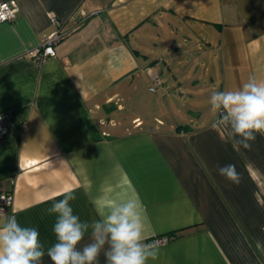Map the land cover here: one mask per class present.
Segmentation results:
<instances>
[{"label":"crops","instance_id":"1","mask_svg":"<svg viewBox=\"0 0 264 264\" xmlns=\"http://www.w3.org/2000/svg\"><path fill=\"white\" fill-rule=\"evenodd\" d=\"M15 1L14 19L0 22L5 216L38 228L47 248L55 218L45 209L61 193L73 192L74 212L89 222L134 195L145 243L178 233L154 244L147 264H264L256 247L264 245V136L234 148L212 128L209 100L191 105L203 109L196 124L153 114L154 94L170 86L196 88L197 97L264 81V0ZM51 17L66 31L83 20L37 63L25 51L55 30ZM149 67L161 79L155 91ZM226 164L236 165L239 184L219 175ZM42 264L52 261L45 255Z\"/></svg>","mask_w":264,"mask_h":264},{"label":"clouds","instance_id":"2","mask_svg":"<svg viewBox=\"0 0 264 264\" xmlns=\"http://www.w3.org/2000/svg\"><path fill=\"white\" fill-rule=\"evenodd\" d=\"M210 105L217 116L213 129H222L234 148L250 149L256 135L264 136V81L250 77L236 90L213 91ZM220 176L239 184L241 176L235 164L217 166ZM53 198L45 209L54 216L52 232L55 243L45 248L38 228L22 225L15 214L6 215L0 209V264H42L47 255L52 264H99L103 253L106 264H147L155 260L157 251L144 242L147 218L138 196L112 202L99 211V219L82 221L74 212L73 192ZM90 233L89 242L83 243ZM258 249L264 248L257 241Z\"/></svg>","mask_w":264,"mask_h":264},{"label":"built area","instance_id":"3","mask_svg":"<svg viewBox=\"0 0 264 264\" xmlns=\"http://www.w3.org/2000/svg\"><path fill=\"white\" fill-rule=\"evenodd\" d=\"M17 11L18 5L16 4L15 0L0 2V22L12 21L14 16H16ZM82 20L83 19L80 18V21ZM50 21L52 26L55 27V30L41 38L39 45L25 51L27 57L31 58L37 63L45 61L50 56H55L57 45L71 30H74L75 27H77L75 26L72 29L66 31L61 29L60 26H62V23L56 17H51ZM80 21L78 23H81ZM146 72L150 78L149 89L150 91H155L156 87L161 85L159 73L152 67L147 68ZM7 134H9V128L6 126L3 115H0V138L5 137ZM11 197L12 193L10 191L0 190V209H3L4 212L11 206ZM166 239L167 237L165 236L156 237L151 240L149 244H161L166 242Z\"/></svg>","mask_w":264,"mask_h":264},{"label":"rangeland","instance_id":"4","mask_svg":"<svg viewBox=\"0 0 264 264\" xmlns=\"http://www.w3.org/2000/svg\"><path fill=\"white\" fill-rule=\"evenodd\" d=\"M178 75V71H173L170 75ZM181 73H179L180 76ZM164 80V79H163ZM168 81V80H166ZM165 82V80H164ZM185 83V82H184ZM198 89L190 88L185 85L182 87L170 86L165 88L162 92H156L155 95V106H153V114L158 118L163 119L165 122H176V123H186L193 124L198 123L201 110L200 106L197 107L198 111L193 108L194 102L199 100L201 102H206L209 100L211 93L204 91L206 93L203 96L192 97L191 94L196 93ZM183 95H181V94ZM191 93V94H190ZM194 95V94H193ZM204 106V103L200 104ZM191 108L190 113H187L188 108ZM206 107V106H204Z\"/></svg>","mask_w":264,"mask_h":264},{"label":"trees","instance_id":"5","mask_svg":"<svg viewBox=\"0 0 264 264\" xmlns=\"http://www.w3.org/2000/svg\"><path fill=\"white\" fill-rule=\"evenodd\" d=\"M78 24H81V23H78L77 22V24L76 25H74V26H77ZM72 29V28H71ZM72 31V30H71ZM177 232H172V233H168V234H166V235H162V236H165V237H167V239L166 240H171L172 238H174L175 236H177ZM162 236H157V237H162ZM153 240V239H152ZM151 241V240H150Z\"/></svg>","mask_w":264,"mask_h":264}]
</instances>
